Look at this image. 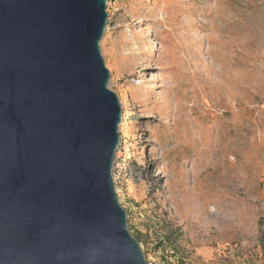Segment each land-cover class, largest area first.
Instances as JSON below:
<instances>
[{
    "label": "rangeland",
    "instance_id": "rangeland-1",
    "mask_svg": "<svg viewBox=\"0 0 264 264\" xmlns=\"http://www.w3.org/2000/svg\"><path fill=\"white\" fill-rule=\"evenodd\" d=\"M113 166L153 264H264V0H108Z\"/></svg>",
    "mask_w": 264,
    "mask_h": 264
},
{
    "label": "water",
    "instance_id": "water-1",
    "mask_svg": "<svg viewBox=\"0 0 264 264\" xmlns=\"http://www.w3.org/2000/svg\"><path fill=\"white\" fill-rule=\"evenodd\" d=\"M108 0H0V264H149L113 178Z\"/></svg>",
    "mask_w": 264,
    "mask_h": 264
},
{
    "label": "built area",
    "instance_id": "built-area-1",
    "mask_svg": "<svg viewBox=\"0 0 264 264\" xmlns=\"http://www.w3.org/2000/svg\"><path fill=\"white\" fill-rule=\"evenodd\" d=\"M148 263H149V264H153V262H152V261H148Z\"/></svg>",
    "mask_w": 264,
    "mask_h": 264
},
{
    "label": "trees",
    "instance_id": "trees-1",
    "mask_svg": "<svg viewBox=\"0 0 264 264\" xmlns=\"http://www.w3.org/2000/svg\"><path fill=\"white\" fill-rule=\"evenodd\" d=\"M135 239L138 241V238L135 237ZM138 243H139V241H138Z\"/></svg>",
    "mask_w": 264,
    "mask_h": 264
}]
</instances>
